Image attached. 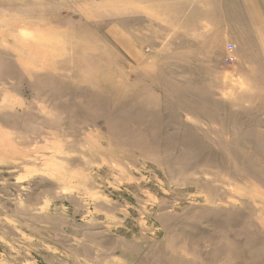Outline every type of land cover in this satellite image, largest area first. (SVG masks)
Wrapping results in <instances>:
<instances>
[{
  "label": "rangeland",
  "instance_id": "1",
  "mask_svg": "<svg viewBox=\"0 0 264 264\" xmlns=\"http://www.w3.org/2000/svg\"><path fill=\"white\" fill-rule=\"evenodd\" d=\"M160 1L0 0V264H264V69Z\"/></svg>",
  "mask_w": 264,
  "mask_h": 264
},
{
  "label": "crops",
  "instance_id": "2",
  "mask_svg": "<svg viewBox=\"0 0 264 264\" xmlns=\"http://www.w3.org/2000/svg\"><path fill=\"white\" fill-rule=\"evenodd\" d=\"M140 1L143 3L138 5L136 0H128V3L143 10V14L137 15L154 18L155 13L148 10L151 0ZM160 9L166 11L160 17L171 22L176 29L194 14H198L193 22L197 28L215 30L221 24L227 37L237 39L236 44L225 47L226 52L232 51L229 46L238 47L242 54L250 52L259 63L256 68L264 69V0H161Z\"/></svg>",
  "mask_w": 264,
  "mask_h": 264
},
{
  "label": "built area",
  "instance_id": "3",
  "mask_svg": "<svg viewBox=\"0 0 264 264\" xmlns=\"http://www.w3.org/2000/svg\"><path fill=\"white\" fill-rule=\"evenodd\" d=\"M229 50H231V46L228 48ZM230 54V53H229ZM226 55V60H231V56L230 55Z\"/></svg>",
  "mask_w": 264,
  "mask_h": 264
}]
</instances>
